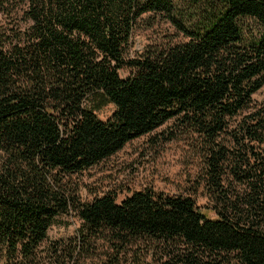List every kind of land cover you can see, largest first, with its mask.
<instances>
[{
    "label": "trees",
    "instance_id": "obj_1",
    "mask_svg": "<svg viewBox=\"0 0 264 264\" xmlns=\"http://www.w3.org/2000/svg\"><path fill=\"white\" fill-rule=\"evenodd\" d=\"M176 3L11 0L22 22L0 26L3 264H39L48 229L70 212L83 242L155 243L172 264H264V97L252 98L264 86V0H181L193 19ZM146 14L184 40L130 56ZM169 121L202 144L214 218L190 196L148 190L79 200L72 176Z\"/></svg>",
    "mask_w": 264,
    "mask_h": 264
},
{
    "label": "rangeland",
    "instance_id": "obj_2",
    "mask_svg": "<svg viewBox=\"0 0 264 264\" xmlns=\"http://www.w3.org/2000/svg\"><path fill=\"white\" fill-rule=\"evenodd\" d=\"M175 1L179 16L195 17L188 5L181 0L180 3ZM10 5L11 0L4 6L11 10V18L7 19L0 12V26L22 22L21 7ZM138 22L130 48L132 57L169 42L184 40L177 28L161 15L146 14ZM128 74L127 69L119 72L121 78ZM263 97L264 86L252 96L253 103H260ZM113 110V105L108 104L95 114L105 121ZM203 152L197 136L179 128L177 122L169 121L152 133L130 141L108 160L72 176L71 188L81 202L106 193L113 194L120 202L131 193L144 190L168 196H190L202 212L214 218V213L208 209L211 202L202 181ZM170 252L167 248L144 241L125 246L101 238L83 242L82 222L70 212L52 223L38 256L39 264H172ZM0 264H3L2 260Z\"/></svg>",
    "mask_w": 264,
    "mask_h": 264
}]
</instances>
